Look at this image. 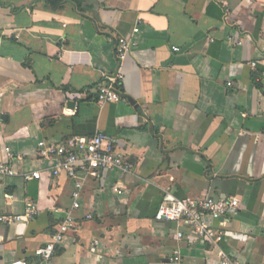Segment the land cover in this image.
Segmentation results:
<instances>
[{"label":"crops","instance_id":"0c3cea01","mask_svg":"<svg viewBox=\"0 0 264 264\" xmlns=\"http://www.w3.org/2000/svg\"><path fill=\"white\" fill-rule=\"evenodd\" d=\"M122 37L139 45L120 67ZM119 71L122 100L98 103ZM97 133L133 173H79L75 210L76 180L54 177L38 143ZM0 157L16 172L0 176V218L38 206L30 221L0 220V264H39L69 214L76 227L50 264H220V252L264 264V0H0ZM205 197L240 201L205 218L224 233L218 247L155 219L162 204Z\"/></svg>","mask_w":264,"mask_h":264},{"label":"built area","instance_id":"2783aa9c","mask_svg":"<svg viewBox=\"0 0 264 264\" xmlns=\"http://www.w3.org/2000/svg\"><path fill=\"white\" fill-rule=\"evenodd\" d=\"M134 33L138 34L139 29H134ZM230 41H233V39H230ZM138 45L137 40H129L123 37L118 39L116 55L120 67L131 49L138 47ZM174 51L180 52V49L177 47L174 48ZM123 78V74L119 71L116 75L109 77L105 84L98 85L95 89L97 102L100 104L120 102L122 96L119 87ZM229 86H231V83ZM6 153L7 156L12 158L10 149H6ZM38 155L53 162L52 174L54 177L64 173L69 178L76 180L75 191L72 195L74 200L73 209L75 210L81 207L80 198L83 183L78 180L79 173L96 176L101 171L118 170L122 174H132L134 168L133 163L127 156L116 151L115 140L105 133H97L92 136H75L63 142L43 140L38 143ZM10 161L0 157V176L16 175ZM40 177V172L24 175L26 180L40 179ZM115 191L119 194L122 193L117 188ZM239 206L240 201L237 198L214 199L205 197L176 200L169 204H162L156 212L155 219L163 222H184L190 227L195 239L206 240L211 246L218 247L224 239V233L209 227L205 218L209 216L213 220L219 221ZM37 214V204L34 201H28L24 215L1 217L0 220L6 223H22L32 220ZM75 227L74 217L71 214L67 215L60 224L58 232L52 236L51 242L35 251L34 255L38 258L39 264L51 263L57 246L64 240V236L74 230ZM177 237L182 238L183 233L178 232ZM98 243L96 241L95 245H98ZM212 253L211 250L208 251V255H212ZM219 257L220 264H249L236 261L223 252H220ZM180 260L179 254L171 258V262L175 264H178ZM10 264L30 263L26 260H18Z\"/></svg>","mask_w":264,"mask_h":264},{"label":"trees","instance_id":"16d2710c","mask_svg":"<svg viewBox=\"0 0 264 264\" xmlns=\"http://www.w3.org/2000/svg\"><path fill=\"white\" fill-rule=\"evenodd\" d=\"M61 0H48L52 7H57Z\"/></svg>","mask_w":264,"mask_h":264}]
</instances>
